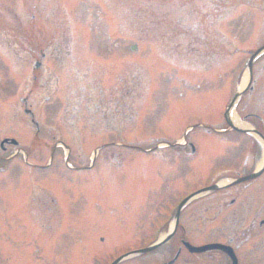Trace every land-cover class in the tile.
Here are the masks:
<instances>
[{
    "label": "rangeland",
    "instance_id": "rangeland-1",
    "mask_svg": "<svg viewBox=\"0 0 264 264\" xmlns=\"http://www.w3.org/2000/svg\"><path fill=\"white\" fill-rule=\"evenodd\" d=\"M216 3L0 0V139L9 135L28 153L27 162L12 156V146L0 154V264H73L72 253L93 250L90 237L107 221H129L132 210L195 191L193 164L202 180L238 157L244 146L230 153L201 127L193 158L164 161L149 152L152 138L171 142L187 125L223 126L242 67L264 44V0H220L224 14ZM214 32L226 40L218 60L200 44ZM262 60L253 61L251 76L263 75ZM263 87L264 77L253 96ZM246 101L241 95L235 107L241 120ZM255 101L252 110L264 117ZM26 107L37 126L26 124ZM92 122L108 130L97 133ZM55 139L67 150L50 148ZM110 156L123 161L107 163ZM261 157L259 146L253 166ZM220 193L185 207H218ZM237 206L264 208V173L237 195ZM212 226H200L202 235Z\"/></svg>",
    "mask_w": 264,
    "mask_h": 264
},
{
    "label": "flooded vegetation",
    "instance_id": "flooded-vegetation-1",
    "mask_svg": "<svg viewBox=\"0 0 264 264\" xmlns=\"http://www.w3.org/2000/svg\"><path fill=\"white\" fill-rule=\"evenodd\" d=\"M259 57L263 58L260 63L263 75L250 76L243 91L247 96L243 110L247 112L242 114L241 118L247 122V126L237 129L236 126H229L223 122V126H220L221 130L213 131L209 127L202 130L203 134L216 138L213 143H224V147L226 146L230 153L235 147L244 146V148L239 151L238 157L234 156L230 163H227L225 168L212 167L202 180L199 179L195 164L190 168L196 184L195 191L203 190L208 185L212 187L200 196L212 194L209 199H215L214 193L221 192L218 207H185L197 197L182 207H177L184 197L195 191L179 195L174 202H164L163 206L158 204V207H139L130 212L132 219L129 221L110 220V225L107 221L103 226L102 234L90 237L95 244L93 250L85 251L84 248L78 247V250L72 253L77 257V261L73 264H264V208L253 211L252 207H234L237 195L249 188L252 182L264 173L263 168L255 178L241 180L254 172L255 165L251 163V157L255 148L261 147L260 139L264 141V117L252 110L253 102L261 99L264 115V87L259 98L253 96L259 80L264 77V52ZM23 111L29 116L28 124L37 126L38 121L32 112L28 109ZM253 118L255 124L251 123ZM94 120L102 123L103 118L95 117ZM89 125L91 130L97 129V133L108 130L102 129L100 124L94 122ZM187 127L191 125L185 126ZM191 131L193 132L189 133V136L184 135L182 142H178L177 139L170 142L163 138H152L154 145L150 147V154L164 161L176 156H183L185 159L197 156L199 149L192 139L193 135H199L197 133L199 130ZM35 137H38V134ZM235 138L237 140H234ZM58 142L61 141L55 139L50 148H61ZM135 145L133 142L132 147ZM248 147L249 151L240 162V153ZM7 148L5 144L1 146L0 154L6 152ZM31 153L32 151L30 155ZM25 154L27 158L28 153ZM237 158L239 163L236 161ZM105 159L107 163L110 161L116 165H120L123 161L116 156ZM35 167L40 169L43 166L35 165ZM102 172L108 176V171ZM225 172L230 174L229 182L220 184L219 179L223 178L221 174ZM113 178L107 177L109 180ZM44 183L47 184V180L44 179ZM170 204L173 207H170ZM208 213H211V217L207 216ZM192 223V228L195 230L190 228ZM205 224H213V226L209 232L202 235L200 226ZM253 239L255 243H252Z\"/></svg>",
    "mask_w": 264,
    "mask_h": 264
},
{
    "label": "trees",
    "instance_id": "trees-1",
    "mask_svg": "<svg viewBox=\"0 0 264 264\" xmlns=\"http://www.w3.org/2000/svg\"><path fill=\"white\" fill-rule=\"evenodd\" d=\"M211 2H214V3L217 4L215 6L216 9H218V8H225L223 10V14L225 13L226 9L228 8V6H226V5L224 6V4L223 5H220V0H211ZM212 6H214V5L212 4ZM215 40H217V41H215ZM201 41H202L200 43L201 44V47L202 48H204V47L206 48V49H204V51L202 52V54L204 55L208 51L214 57H217L218 56V58L216 59V60H218L219 57L221 56V54H220V50L218 52H216V47H218L220 45V42H222V43L224 42V37L221 34L214 32L212 34V37L211 36L210 37H207L205 35L204 38L202 37V40Z\"/></svg>",
    "mask_w": 264,
    "mask_h": 264
},
{
    "label": "bare ground",
    "instance_id": "bare-ground-1",
    "mask_svg": "<svg viewBox=\"0 0 264 264\" xmlns=\"http://www.w3.org/2000/svg\"><path fill=\"white\" fill-rule=\"evenodd\" d=\"M248 69L249 68L245 67V69L242 72L243 73V76H242L243 78H242L240 86H243L246 83ZM228 117H229V121H233L234 123L238 124V118H237V115H236V113L234 111L229 112L228 113ZM260 142H261V146H262V158H261V161H262L263 157H264V145H263V142L261 141V139H260ZM261 161L259 162V165H260ZM184 201L180 204L179 207H181V205H183L185 203Z\"/></svg>",
    "mask_w": 264,
    "mask_h": 264
},
{
    "label": "water",
    "instance_id": "water-1",
    "mask_svg": "<svg viewBox=\"0 0 264 264\" xmlns=\"http://www.w3.org/2000/svg\"><path fill=\"white\" fill-rule=\"evenodd\" d=\"M257 53H258V52H257ZM257 53H255L254 56H255Z\"/></svg>",
    "mask_w": 264,
    "mask_h": 264
}]
</instances>
